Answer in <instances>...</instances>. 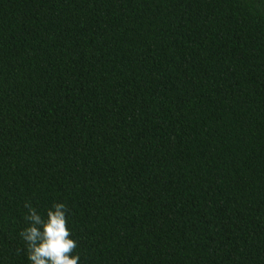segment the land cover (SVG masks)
I'll list each match as a JSON object with an SVG mask.
<instances>
[{"label": "trees", "instance_id": "16d2710c", "mask_svg": "<svg viewBox=\"0 0 264 264\" xmlns=\"http://www.w3.org/2000/svg\"><path fill=\"white\" fill-rule=\"evenodd\" d=\"M54 203L78 264H264V0H0V264Z\"/></svg>", "mask_w": 264, "mask_h": 264}, {"label": "clouds", "instance_id": "9594fccd", "mask_svg": "<svg viewBox=\"0 0 264 264\" xmlns=\"http://www.w3.org/2000/svg\"><path fill=\"white\" fill-rule=\"evenodd\" d=\"M25 207L27 226L20 236L26 242L30 264H78L80 256L74 254L77 242L70 238L66 205L54 203L43 217L30 204Z\"/></svg>", "mask_w": 264, "mask_h": 264}]
</instances>
